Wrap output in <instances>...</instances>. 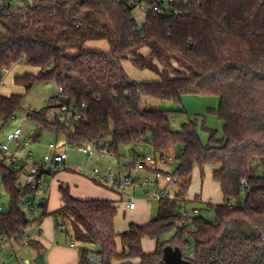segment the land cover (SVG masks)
<instances>
[{
	"label": "trees",
	"instance_id": "16d2710c",
	"mask_svg": "<svg viewBox=\"0 0 264 264\" xmlns=\"http://www.w3.org/2000/svg\"><path fill=\"white\" fill-rule=\"evenodd\" d=\"M28 2L24 19L0 12V84L5 70L19 64L36 68V74L14 77V84L28 92L37 82H53L61 90L54 108L66 107L81 116L67 124L57 116L51 119L48 109L33 112L27 116L36 126L31 141L51 134L75 149L109 140L113 154L144 144L161 154L179 145L174 171L179 195L187 193L195 166L201 177L204 167H216L211 175L223 195L221 204L203 205L213 211L212 221L192 216L180 226L179 204L162 198L155 219L116 233L114 203L77 199L60 185L62 206L50 215L69 220L71 240L97 246L101 264H165L166 247L179 249L192 264H264V0ZM140 4L146 13L139 27L133 12ZM155 4H163L160 12L153 10ZM89 41H107L109 51L86 48ZM144 49L146 55L140 53ZM126 60L159 80H131L122 66ZM50 62L53 68L43 72ZM185 95L218 98L215 114L222 138L210 131L203 144L195 121L174 131L170 117L180 112L140 105L141 97L180 104ZM22 103L21 95L0 97V125L22 110ZM0 175L9 200L6 210L0 208V243L22 242L36 221L22 208L34 191L19 183L18 172L2 158ZM199 204L194 202L193 211L201 210L195 207ZM39 207L40 223L49 214L46 202ZM243 223L258 230V236L244 233ZM143 239L155 241V251L144 252ZM189 239L192 259L184 255ZM29 246L44 254L39 242ZM78 254L79 264H89L87 250Z\"/></svg>",
	"mask_w": 264,
	"mask_h": 264
},
{
	"label": "rangeland",
	"instance_id": "374dc122",
	"mask_svg": "<svg viewBox=\"0 0 264 264\" xmlns=\"http://www.w3.org/2000/svg\"><path fill=\"white\" fill-rule=\"evenodd\" d=\"M133 18L139 27L143 24L144 17L138 9L133 12ZM85 47L97 49L104 52L109 51V44L107 43V41H89L85 44ZM140 53L146 55L148 51L144 49L141 50ZM122 66L127 76L135 82L146 83L159 80V77L150 71H139L135 69L132 66L130 60L123 61ZM52 68L53 63L50 62L44 68L43 72L50 71ZM37 72L38 71L36 68L28 67L25 64H19L14 68L4 71L2 83L0 84V97L21 95L23 96V103L22 110L15 114L16 122L8 123L6 127L1 129L2 131L0 132V142L5 141V136L8 131H11L15 127L20 126H22L23 139L32 137L35 134L36 126L30 119H28L27 116L31 115L33 112H39L48 109L47 113L51 119L56 116H61L57 109L54 108L56 105L55 99L59 95V90L53 82H37L28 92H26L23 87L14 84V77L22 76L26 73L36 74ZM218 103V98L214 96L185 95L182 96L180 104L159 101L148 97H141L140 105L142 109L146 110L180 112L178 114L171 115V128L174 131H178L182 124L189 121H195L197 124V131L200 141L203 144H207L210 131L215 132L218 139L222 138L223 136L222 123L215 114ZM53 141H56V138L53 135L44 134L39 140L35 142L31 141V148L38 156H40L42 155V153L47 151L48 144ZM106 141L109 142V140ZM137 147L138 152L141 151L143 154L153 153L149 145L144 144L138 145ZM180 150L181 146L176 145L171 146L170 149L165 152L171 159L169 161L167 170H171L172 172H174L177 168ZM67 152V166L70 168V170L58 169V171L54 175L48 178V182L50 183L49 188L46 187L42 192L29 198V201H31L33 205L31 211L34 210L35 214H32L25 207H22L26 212L27 218L29 220H36L32 222L28 227V231L35 229L39 231V234L36 236L34 241L40 240L41 234L39 229L41 228L48 243L53 242L60 245H67L69 247V244L73 242L79 247L96 252L98 251V247L95 245L83 246V244H79L71 240V236L69 234L71 226L68 219H62L58 217L56 218L54 215H50L58 210L62 203L60 192L58 190L60 185L67 186L70 192H74L77 196H79V193H81L80 190H83V188L88 189V187H90L92 188V190H95V192H108L114 194L117 199L120 198V201H116L117 199L114 201L111 200V202L114 203L115 206L117 205V214L114 220V230L116 233L126 231L130 224L143 225L145 223L141 224L140 221H146L147 219V221L150 222L151 220L156 218L158 213V201L155 198H152L151 200H148L146 198L145 193L148 191V187L146 185L142 187L139 186L134 189V198L136 199V204L138 207L135 212H128L124 211V205L127 201L125 195H131L133 188L125 189L122 192V196H120L91 179L90 172L92 170H98L99 172L104 174L106 172V168L108 167H111L114 172L121 174L120 169L116 165V162L102 158L99 160H92L90 163H88L86 162V158L78 153L76 149L68 148ZM124 153H127L126 149H123L121 151V154ZM79 163L83 164V170H80V172L76 167V165ZM215 168L216 167L212 166L204 167V176L201 177L199 168L197 166L194 167L188 191L186 194L184 193L180 195L183 197L182 199H180L181 197H179L178 199L179 203L183 205L187 204L186 211L190 218L192 216H201L206 220L212 221L214 219L213 211L209 208H204L203 205L208 206V204H210L211 206H215L223 202V195L220 191V188L212 179L211 175L212 170ZM75 178H81L84 181L78 182L75 180ZM19 183L23 184L22 178H19ZM167 189L169 190L170 195L174 196V192H176L175 188L172 186H168ZM199 201L200 203H202V205L199 204L195 207L201 210L197 211V213H194L193 204L194 202ZM43 202H46V211L49 215L39 223V221L37 220L40 218L42 213V208L39 206ZM8 203L9 200L3 190L0 175V208H2V210H6L8 207ZM143 216L144 220H142ZM190 218L188 219V222L190 221ZM56 221H61L64 224L63 233H54L53 226H55L54 222ZM169 237L170 234L165 236V239H168ZM155 244L156 243L153 240L143 239L142 249L145 252H153L155 251ZM193 247V241L192 239H189V245L184 252L186 258H193ZM43 248V256H45L47 248L45 247V245ZM39 256L40 255L35 248L31 246H24L22 242L8 241L0 243V264H19L21 261H26L34 264Z\"/></svg>",
	"mask_w": 264,
	"mask_h": 264
},
{
	"label": "built area",
	"instance_id": "2783aa9c",
	"mask_svg": "<svg viewBox=\"0 0 264 264\" xmlns=\"http://www.w3.org/2000/svg\"><path fill=\"white\" fill-rule=\"evenodd\" d=\"M29 5L30 3L28 0H0V12H6L8 14L17 13L22 15L24 19L25 14L28 13L30 8ZM162 7L163 4H155L153 5V10L160 12ZM136 9H138L144 17L146 13L145 5L140 4ZM59 92H61V90ZM81 107L85 108V105L82 104ZM56 109L59 114H61L59 118L67 124H69V120L72 118L75 120L81 118L78 112L72 113L66 107ZM12 122H16L15 115L11 116L8 121V123ZM7 124L4 126L1 125L0 132ZM68 148L65 139L59 137L56 141L48 144L47 151L42 153V155L37 156L31 148V140L29 138L23 139L22 126H20L8 131L5 136V141L0 142V158L4 159L6 163L11 164L13 169L18 172L19 177L22 178L23 184L28 185L34 191L33 196H35L48 186V178H50L52 174H55L58 169L70 170L67 166ZM75 149L86 158V162L88 163L92 160H99L102 158L116 162V165L122 174L114 172L111 167L106 168L104 174L98 170H92L90 172V177L93 181L120 196H122V192L127 188H133L134 191L137 187L146 185L148 191L145 195L148 200H151L152 198L157 199V201L162 198L175 199L179 204L177 211L179 225L186 226L188 224V219L190 217L186 211L187 204L183 205L178 202L179 197H181L180 199L183 198L178 193L180 181L174 172L167 170L171 159L165 152L161 154L154 152L152 154H143L137 152L135 149H126L127 153L113 154L110 152L109 142L106 140L95 141ZM76 167L79 169V172L80 170H83L82 163L77 164ZM168 186L175 188L176 192H174V196L170 195V192L167 189ZM125 196L127 199L124 205L125 208L129 211L134 210L136 207V199L132 194ZM120 200V198L117 199V201ZM32 206L33 205L29 199L25 201L24 207L32 214H35L34 210L31 211ZM194 213H197V211H194ZM55 226L57 233L64 230V224L61 221H56ZM38 234L39 231L36 229L29 231L26 229L22 236L23 245L29 246ZM69 247L75 249L78 253L85 249L77 246L73 242L69 244ZM85 250H87L86 260L89 264H101V257L96 251L89 249ZM19 264L31 263L21 261Z\"/></svg>",
	"mask_w": 264,
	"mask_h": 264
},
{
	"label": "crops",
	"instance_id": "0c3cea01",
	"mask_svg": "<svg viewBox=\"0 0 264 264\" xmlns=\"http://www.w3.org/2000/svg\"><path fill=\"white\" fill-rule=\"evenodd\" d=\"M137 149H138V147L135 148V150L138 152ZM140 153H142V152L140 151ZM75 180L78 181V182L79 181H81V182L84 181L81 178H75ZM48 184L49 185L47 186V188H49V186H50L49 182H48ZM77 191H79V190H77ZM80 191H81V193H79V196H77L74 192H70V194L74 198L76 197L77 199H82V200H110V201L112 200V201H114V200L117 199L114 194H111V193H108V192H102V191L95 192V190H92V188H90V187H88V189L87 188H83V190H80ZM132 195L134 196V191L132 192ZM61 206H62V203H61L60 207ZM115 207L117 208V205ZM137 207L138 206L136 204V207H135L134 210L129 211L126 208H124V211L135 212L137 210ZM46 210H47V205H46ZM194 211H196V210H194ZM142 220H144V216H143ZM147 222L149 223V221H147V219H146V221H140L141 224H143V223L147 224ZM54 224H55V222H54ZM53 227H54V233L58 234L56 232V230H55V226H53ZM39 230H40L41 238H40L39 241L37 240L36 242H39L42 245V247H44V245H45V247L47 248L46 255L44 256L46 264H78L79 263V254H78V252L75 249H72V248L68 247L67 245H60L58 243H53V242L52 243H48V241H46V237L44 236V233H43L42 229L40 228ZM54 239H55V237H54ZM41 240H42V243H41ZM84 245L90 246L89 244H83V246Z\"/></svg>",
	"mask_w": 264,
	"mask_h": 264
},
{
	"label": "water",
	"instance_id": "95a60500",
	"mask_svg": "<svg viewBox=\"0 0 264 264\" xmlns=\"http://www.w3.org/2000/svg\"><path fill=\"white\" fill-rule=\"evenodd\" d=\"M241 230L248 234L258 236L259 231L254 229L251 225L243 223L241 224ZM163 261L165 264H192L191 262L185 260L179 249L166 247L163 250ZM35 264H45V259L43 255H40L36 260Z\"/></svg>",
	"mask_w": 264,
	"mask_h": 264
}]
</instances>
